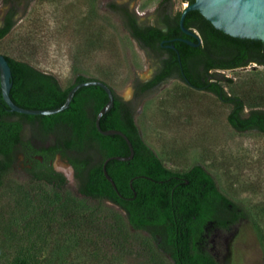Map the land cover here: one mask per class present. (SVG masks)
Instances as JSON below:
<instances>
[{
	"label": "rangeland",
	"instance_id": "374dc122",
	"mask_svg": "<svg viewBox=\"0 0 264 264\" xmlns=\"http://www.w3.org/2000/svg\"><path fill=\"white\" fill-rule=\"evenodd\" d=\"M12 1L0 0V25L6 11L15 7L13 27L0 41V54L53 76L61 89L81 75L106 83L130 100L135 80L148 81L157 70L158 61L130 37L110 5L126 6L138 27H149L160 25L156 10L162 0ZM184 4L168 0L169 17ZM212 73L222 80L227 96L242 100L244 114L264 110V63ZM135 107L133 119L141 139L166 169L182 174L199 165L219 191L247 211L250 220L227 240L224 249L229 255L221 264H264V134L235 131L227 122L230 105L175 78L142 96ZM34 128L23 123L21 138L38 148ZM53 166L65 179L62 185L35 180L20 151L15 154L0 189V264L17 256L33 264H151L152 256L153 264H172L147 232L128 230L132 252L117 255L110 240L95 239L85 226L67 225L65 220L73 217L122 226L126 216L111 203L80 195L58 158ZM144 251L146 259L138 256Z\"/></svg>",
	"mask_w": 264,
	"mask_h": 264
},
{
	"label": "trees",
	"instance_id": "16d2710c",
	"mask_svg": "<svg viewBox=\"0 0 264 264\" xmlns=\"http://www.w3.org/2000/svg\"><path fill=\"white\" fill-rule=\"evenodd\" d=\"M181 1L187 5L194 2ZM2 2L13 3L12 0ZM167 2L168 0H162L156 10L158 17L161 18L160 25L141 30L136 27L135 15L128 12L126 6L110 5L111 11L119 15L128 34L148 46L156 57L162 55L160 47L162 40L184 37L193 44L200 41L196 47L181 40L174 42V50L170 51L171 57L165 62L166 66L153 80L143 84V89L158 84L170 76L172 70L178 73L182 71L181 78L189 87L211 93L219 101L230 105L227 122L232 129L237 132L256 131L264 134V110H250L248 114H244L242 100L235 96H227L219 84L222 80L212 73L215 60H222L221 68L224 69L241 68L250 63L263 64L264 45L260 41L225 35L216 30L197 11L186 14L183 26L187 30L197 32L198 40L184 35L179 29L180 12L174 15L172 22L170 21L172 24L163 31L161 24L169 22L168 8L165 7ZM14 8L12 6L8 10L6 20L0 26V41L13 27ZM4 57L11 73L9 97L20 108L31 110L58 108L63 105L67 93L73 86L88 80H96L77 75L71 86L61 89L53 76L42 73L27 63ZM134 83L138 84V81L135 80ZM108 87L113 94V107L100 118L99 127L103 131H120L127 137L133 149L131 160L126 162L109 160L105 166L116 191L103 176L102 165L108 158L127 157L129 149L121 137L103 136L97 132L95 116L107 102V96L96 86L80 88L73 95L66 110L51 116L10 113L0 94V189L5 177L12 171L17 152L26 153L27 156L29 153L41 155L45 162L49 158L45 150L36 149L21 138L23 123L35 125L34 134L41 142L48 136H54L53 141L56 143L54 152L59 151L63 154L66 151L73 152L70 162L75 169L80 195L96 201L112 200L126 212V225L122 226L91 218L88 222H83L73 217L65 220L67 225L85 226L87 232L95 239L110 240L109 245L117 255L132 252L128 230H134L147 232L151 238L157 240L158 247L169 254L172 264H216L198 244L202 224L210 219L216 206L225 216H232L231 222L240 219L249 221L247 211L219 191L212 177L199 165L182 174L166 169L141 139L133 119L134 107H131L130 103L122 102L113 89ZM31 162V169L27 172L35 180L47 184L64 183V177L45 162L43 164ZM254 229L258 232L256 234L258 241L261 242L263 238L258 228L254 226ZM138 256L146 259L149 254L144 251ZM152 257L148 259L151 264ZM7 264L33 263L25 257L17 256Z\"/></svg>",
	"mask_w": 264,
	"mask_h": 264
},
{
	"label": "water",
	"instance_id": "95a60500",
	"mask_svg": "<svg viewBox=\"0 0 264 264\" xmlns=\"http://www.w3.org/2000/svg\"><path fill=\"white\" fill-rule=\"evenodd\" d=\"M190 11H197L206 21H208L216 30L221 31L225 35L239 39H250L260 41L264 45V0H194L192 4H188L180 12L178 20L179 29L186 36L196 38L198 35L195 31L187 30L183 26V21L186 14ZM182 42L196 47L200 41L196 44L190 41L182 40ZM168 49H174L173 46H166ZM10 68L3 55L0 54V94L3 102L7 105L10 113H17L21 115L29 116H51L66 110L70 104V101L77 90L83 87L96 86L101 88L107 96V102L98 111L95 116L94 124L97 132L103 136L117 135L121 137L126 143L129 149V155L127 157H112L103 162L102 173L105 179L111 184L116 191V187L110 176L107 174L105 166L109 160H116L120 162H126L132 159L133 149L127 139V137L117 130H101L99 127L100 118L108 113L113 107V94L111 89L99 80H88L81 82L73 86L65 97L63 105L58 108L49 110H31L24 109L16 106L9 97V91L11 88L10 83ZM131 185V181L129 182Z\"/></svg>",
	"mask_w": 264,
	"mask_h": 264
},
{
	"label": "flooded vegetation",
	"instance_id": "af4514ba",
	"mask_svg": "<svg viewBox=\"0 0 264 264\" xmlns=\"http://www.w3.org/2000/svg\"><path fill=\"white\" fill-rule=\"evenodd\" d=\"M8 10L6 11V13H5L4 17H3L0 26H2V24H4V22L6 20L7 13H8ZM172 18L169 17L168 24H165V23L161 24V26L163 27V31H166L169 28V26L172 24V23H170V21L172 22ZM158 20L160 21L161 18L158 17ZM136 27L138 29H140V30L144 29V28H147V27H138L137 24H136ZM129 35H131V34H129ZM130 37L144 51H146L147 53L152 55L155 58V60H157L158 63H159L156 72L152 75L150 80L145 81V82H141V81L137 80L138 84H135V83L132 84V87H131L132 96H131L130 100H124L118 95L121 98L122 102L130 103V106L134 107L133 113H135V111H136V109H135L136 108L135 107L136 102L139 101V99L142 96H144L145 94L149 93L151 90L155 89L157 86L162 84L164 81H166L168 79H174L175 78V79H178V80H180V81H182V82H184L186 84V82L181 78V75L183 74V72L181 71L180 73H178V72H176V70H172L170 76H168L167 78H164L158 84H155L151 88L145 90L142 87L143 84L153 80L154 77L157 75V73L160 72L166 66L165 62L168 61L170 59V57H171L170 51L174 50V49H168V48H166V46H173V43L179 41L180 39L186 40V41H188V40L186 38H184V37H175V38L170 39V40L169 39L162 40V42L160 43V47H161V50H162V55L160 57H156L155 54L153 52H151V49L148 46H146L143 42H140L139 40H137L136 38H133L132 36H130ZM221 64H222V60H215L213 62V71L216 72V71L232 70L230 68L229 69L221 68ZM53 140H54V138L50 142H48V141H44V142L39 141V142H37L38 148H36V149L45 150L46 153H47V156L49 157L48 159H46V162L44 160V157L41 156V155H38V154L31 155L29 153L28 149H27L28 150L27 153H29L28 156H27L26 153L24 154L23 152H20L22 157H23V160L28 165V169L27 170L31 169V166H32V162L31 161H37L40 164H43L45 162L55 172L59 173L58 171L55 170V168L53 166L56 158H58L61 161V163L63 164V166L66 167L67 170H69V172L71 173L73 179L76 181L75 169H74V167L72 166V164L70 162V159L73 158V152L72 151H66L64 154L59 152V151L54 152L53 148H55L56 143ZM30 145H31V143H30ZM59 174H61V173H59ZM102 201H106L108 203H111L112 205H114L117 208H119L120 210H122L124 212V214L126 215V212L121 208V206L116 204L112 200L104 199ZM231 217H232L231 215L225 216L224 213L222 211H220L219 208L216 206V207L213 208L212 215H210V217H209L210 219L206 220L202 224V228H201L202 230H201V232L199 234L198 244L201 247L202 251L205 252L206 254H208V256L214 262H216V264H221L222 261L226 258V256L229 255L227 253V251L225 250L226 249V245H227V240H231L232 237H234V235H236L239 225H241L242 223L248 222V221L242 220V219L238 220L237 222H231ZM223 220H225V221L223 222ZM224 247H225V249H224ZM222 249L224 250V252L222 251Z\"/></svg>",
	"mask_w": 264,
	"mask_h": 264
},
{
	"label": "bare ground",
	"instance_id": "6f19581e",
	"mask_svg": "<svg viewBox=\"0 0 264 264\" xmlns=\"http://www.w3.org/2000/svg\"><path fill=\"white\" fill-rule=\"evenodd\" d=\"M185 7H187V4H184V5H183V8H185Z\"/></svg>",
	"mask_w": 264,
	"mask_h": 264
}]
</instances>
